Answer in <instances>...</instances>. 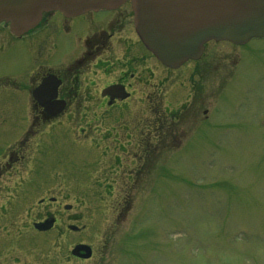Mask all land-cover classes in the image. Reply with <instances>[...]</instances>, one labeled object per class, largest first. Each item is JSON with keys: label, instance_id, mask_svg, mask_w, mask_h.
Instances as JSON below:
<instances>
[{"label": "rangeland", "instance_id": "374dc122", "mask_svg": "<svg viewBox=\"0 0 264 264\" xmlns=\"http://www.w3.org/2000/svg\"><path fill=\"white\" fill-rule=\"evenodd\" d=\"M77 45L62 34L50 60ZM30 46L0 31V264H264V39L246 63L242 48L209 43L171 83L143 48L146 83L135 73L122 113L103 107L106 83H66L80 108L57 121L28 109L30 83H12L26 79ZM114 131L127 143L119 165ZM48 214L54 228L35 230ZM77 243L93 257H73Z\"/></svg>", "mask_w": 264, "mask_h": 264}, {"label": "water", "instance_id": "95a60500", "mask_svg": "<svg viewBox=\"0 0 264 264\" xmlns=\"http://www.w3.org/2000/svg\"><path fill=\"white\" fill-rule=\"evenodd\" d=\"M128 0H0V21H10L14 32L27 31L43 12L61 10L77 15L89 10L113 9ZM137 31L157 58L178 67L188 59H198L203 44L210 40H230L244 44L264 35V0H131ZM49 99L56 95V83H48ZM46 90V85H43ZM58 108L56 112H59ZM47 229L49 225L39 224ZM85 249L78 246L74 251Z\"/></svg>", "mask_w": 264, "mask_h": 264}, {"label": "flooded vegetation", "instance_id": "af4514ba", "mask_svg": "<svg viewBox=\"0 0 264 264\" xmlns=\"http://www.w3.org/2000/svg\"><path fill=\"white\" fill-rule=\"evenodd\" d=\"M127 15L128 13L123 11L116 14L112 13L102 17L100 23L94 16L87 15L74 18L61 15L57 17L50 16L40 29L41 32L38 31L39 33L35 34L36 36L42 33L40 38L37 39L39 42L36 43H42L41 45L51 47L53 51H56L58 39L62 34L66 37L75 35L78 39L76 54L67 63L63 61L53 64L50 60L51 54H48L46 58L43 51H36L32 54L36 61L35 64H30L33 71L27 83H42L47 76L53 74L60 79L61 83H119L124 85L127 91L130 92L128 90L130 84L128 83H133L135 73H137L135 83H146L143 68L146 64L145 51L137 37L132 21ZM86 25H94L92 27L95 28L89 34L90 38L88 37L82 42L83 37L81 35L83 31H85V35H88L87 30L91 27L80 31H75V29ZM132 65L135 67H131ZM140 66L142 71L139 70ZM176 76L173 75L168 83H171L173 77ZM65 96L69 99L75 97L70 89H65ZM105 100L109 101L106 98ZM119 102L121 101L114 100L108 103L116 105ZM34 108L40 116L46 117L43 109L37 105H34ZM115 133H117L115 136L119 134L117 131ZM127 136L128 134L125 137ZM116 141L120 142L118 149L123 150L120 147L123 140H120L119 135ZM13 158L14 155L12 154L10 162L19 161ZM11 166L7 163L4 168Z\"/></svg>", "mask_w": 264, "mask_h": 264}]
</instances>
